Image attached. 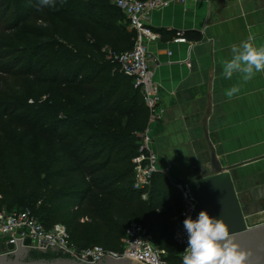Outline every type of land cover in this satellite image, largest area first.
Returning <instances> with one entry per match:
<instances>
[{
	"label": "trees",
	"instance_id": "1",
	"mask_svg": "<svg viewBox=\"0 0 264 264\" xmlns=\"http://www.w3.org/2000/svg\"><path fill=\"white\" fill-rule=\"evenodd\" d=\"M0 12V58L15 79H0V209L25 204L47 228L62 222L80 248L121 250L134 219L169 264H182L176 184L156 172L147 198L134 188L132 158L149 111L107 59L134 44L125 14L112 0H0Z\"/></svg>",
	"mask_w": 264,
	"mask_h": 264
},
{
	"label": "crops",
	"instance_id": "2",
	"mask_svg": "<svg viewBox=\"0 0 264 264\" xmlns=\"http://www.w3.org/2000/svg\"><path fill=\"white\" fill-rule=\"evenodd\" d=\"M148 23L158 34L151 49L164 108L149 125L158 172L182 200L178 184L212 174L215 160L230 173L247 220L264 215V72L249 81L222 75L231 45L251 34L264 46V0H186L154 10ZM234 85L240 91L228 98Z\"/></svg>",
	"mask_w": 264,
	"mask_h": 264
},
{
	"label": "built area",
	"instance_id": "3",
	"mask_svg": "<svg viewBox=\"0 0 264 264\" xmlns=\"http://www.w3.org/2000/svg\"><path fill=\"white\" fill-rule=\"evenodd\" d=\"M185 1L113 0V3L125 14L128 27L135 36L132 48L120 52L109 50L107 58L117 64L120 72L132 79L134 86L141 91L149 111L148 126L140 133L138 152L132 158L134 188L142 192L143 199L148 197L153 177L159 170L158 156L151 148L153 137L149 132V125L161 119L164 114L160 86L154 79L160 60L151 49V43L157 39L158 34L150 27L148 21L154 10ZM175 41H186V38L178 37ZM178 188L183 200V209L174 229L173 239L182 247L180 253L182 260L188 240L183 221L189 215L192 217L198 208V202L191 196L186 184H178ZM77 208L78 206L75 207ZM80 220L86 222L91 218L83 215ZM21 238L23 246L46 248L48 243H56L70 251L75 257L88 262H96L99 258L108 256L116 259H132L141 264H169L167 251L157 246L148 228L136 221L128 225L121 250L107 249L102 245L80 248L72 243L69 229L62 222H57L47 228L29 208L0 209V255L17 250L16 239Z\"/></svg>",
	"mask_w": 264,
	"mask_h": 264
},
{
	"label": "water",
	"instance_id": "4",
	"mask_svg": "<svg viewBox=\"0 0 264 264\" xmlns=\"http://www.w3.org/2000/svg\"><path fill=\"white\" fill-rule=\"evenodd\" d=\"M213 173L186 183L191 196L198 202L192 215L196 219L201 210L210 216L222 218L229 226L231 238L246 253L245 264H264V223L250 226L243 210L230 173L213 160ZM18 249L0 255V264H141L132 259H116L108 256L96 262L75 257L70 251L50 244L46 248L23 246L22 238L16 239Z\"/></svg>",
	"mask_w": 264,
	"mask_h": 264
},
{
	"label": "clouds",
	"instance_id": "5",
	"mask_svg": "<svg viewBox=\"0 0 264 264\" xmlns=\"http://www.w3.org/2000/svg\"><path fill=\"white\" fill-rule=\"evenodd\" d=\"M40 4L54 6L55 0H40ZM254 40L250 34L238 45L230 46L231 58L223 63V78L230 80L234 74H241L244 81H249L264 72V46L257 47ZM239 91V86L234 85L225 90V95L232 98ZM183 227L188 240L182 264H245L246 253L231 238L229 226L222 218L201 210L196 219L187 216Z\"/></svg>",
	"mask_w": 264,
	"mask_h": 264
},
{
	"label": "rangeland",
	"instance_id": "6",
	"mask_svg": "<svg viewBox=\"0 0 264 264\" xmlns=\"http://www.w3.org/2000/svg\"><path fill=\"white\" fill-rule=\"evenodd\" d=\"M112 2H113V0H112ZM4 4V3H3ZM3 4H1V5H3ZM0 17L1 18H4L3 17V15L1 14V12H0ZM125 23H126V21H125ZM27 24V23H26ZM32 24V21H30V23H29V25H31ZM37 24H40L39 22L37 23ZM36 24V25H37ZM3 26H4V21H3ZM2 37V33H0V38ZM1 52H5L4 51V49H2V50H0V56H2V54H1ZM108 59V58H107ZM9 59H5V58H0V79L2 78L3 79V81H5V79H6V82H9V84H11V85H13V81L15 80L14 78H10L8 75H7V73L5 72V70H7V69H9V68H11V64L9 63V61H8ZM115 69H117V68H115ZM5 84V83H4ZM4 84H1V85H3L2 86V88H5V85ZM32 100V99H31ZM30 100V101H31ZM37 204L38 203H36V206H37ZM10 207V206H9ZM26 206H25V204H18V203H15V204H13L12 206H11V208H13V209H22V208H25ZM30 209V208H29ZM133 221H136V222H138L137 220H134L133 219ZM262 223H264V215H254V216H251V217H249L248 218V224L250 225V226H254V225H258V224H262ZM122 240H123V238H122ZM122 240H121V243H122ZM157 243V242H156ZM158 244V243H157ZM172 250V251H179L180 250V248H179V246L178 245H176V244H174V245H172L170 248H169V250Z\"/></svg>",
	"mask_w": 264,
	"mask_h": 264
}]
</instances>
